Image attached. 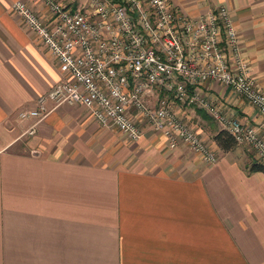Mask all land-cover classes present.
<instances>
[{
	"label": "crops",
	"instance_id": "obj_1",
	"mask_svg": "<svg viewBox=\"0 0 264 264\" xmlns=\"http://www.w3.org/2000/svg\"><path fill=\"white\" fill-rule=\"evenodd\" d=\"M13 1L0 0V264H264V172L249 169L257 159L247 144L216 143L222 126L206 108L177 111L214 162L150 129L131 139L81 103L47 99L49 112L27 131L35 118L19 111L66 75ZM24 1L49 16L41 0ZM172 2L188 15L226 5L264 87V0ZM199 85L264 137L256 106L215 79Z\"/></svg>",
	"mask_w": 264,
	"mask_h": 264
},
{
	"label": "built area",
	"instance_id": "obj_2",
	"mask_svg": "<svg viewBox=\"0 0 264 264\" xmlns=\"http://www.w3.org/2000/svg\"><path fill=\"white\" fill-rule=\"evenodd\" d=\"M41 1L49 10L46 18L24 0H14L11 9L57 57L66 76L40 94L35 107L19 111L22 118H35L29 133L49 112L47 99L54 106L81 103L100 125L131 139L150 129L170 148L184 144L214 162L216 153L177 111L178 105L202 106L264 164L258 127L222 110L199 85L215 79L264 113V87L249 71L226 5L188 15L172 0ZM151 95L153 103L145 98Z\"/></svg>",
	"mask_w": 264,
	"mask_h": 264
},
{
	"label": "trees",
	"instance_id": "obj_3",
	"mask_svg": "<svg viewBox=\"0 0 264 264\" xmlns=\"http://www.w3.org/2000/svg\"><path fill=\"white\" fill-rule=\"evenodd\" d=\"M75 6V4H74ZM216 143L224 150L230 149L236 144L233 136L225 129H220L214 134ZM250 170H261L264 172V164L258 160H253L249 165Z\"/></svg>",
	"mask_w": 264,
	"mask_h": 264
},
{
	"label": "rangeland",
	"instance_id": "obj_4",
	"mask_svg": "<svg viewBox=\"0 0 264 264\" xmlns=\"http://www.w3.org/2000/svg\"><path fill=\"white\" fill-rule=\"evenodd\" d=\"M77 1L82 2L83 0H77ZM79 2H78V3H79Z\"/></svg>",
	"mask_w": 264,
	"mask_h": 264
}]
</instances>
